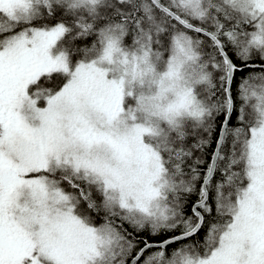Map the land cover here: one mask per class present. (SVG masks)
Here are the masks:
<instances>
[{"label":"snow or ice","instance_id":"snow-or-ice-1","mask_svg":"<svg viewBox=\"0 0 264 264\" xmlns=\"http://www.w3.org/2000/svg\"><path fill=\"white\" fill-rule=\"evenodd\" d=\"M0 264H264V0H0Z\"/></svg>","mask_w":264,"mask_h":264}]
</instances>
